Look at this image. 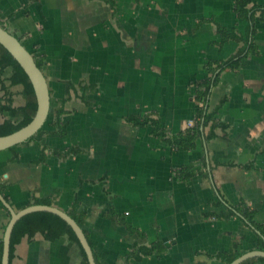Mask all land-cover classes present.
<instances>
[{
	"label": "crops",
	"instance_id": "obj_1",
	"mask_svg": "<svg viewBox=\"0 0 264 264\" xmlns=\"http://www.w3.org/2000/svg\"><path fill=\"white\" fill-rule=\"evenodd\" d=\"M234 8L235 0H0V24L43 62L51 98L36 139L0 151V191L12 208L47 198L67 213H85L82 228L99 264H125L141 237L166 250L135 264H225L219 253L258 250L261 232L237 211L247 203L264 227L258 16V55L225 70L212 90L210 110L227 97L216 116L225 127L214 138L205 139L207 127L193 150H175L155 135L154 124L130 122L153 120L171 136L196 122V85L207 62L225 61L242 47L219 44L218 25L245 34L248 21ZM9 118L0 111V124ZM72 147L78 152L64 156ZM110 211L135 232L110 219ZM229 211L234 216L226 217ZM9 220L0 201V239ZM11 264H82V255L67 237L37 234L17 246Z\"/></svg>",
	"mask_w": 264,
	"mask_h": 264
},
{
	"label": "trees",
	"instance_id": "obj_2",
	"mask_svg": "<svg viewBox=\"0 0 264 264\" xmlns=\"http://www.w3.org/2000/svg\"><path fill=\"white\" fill-rule=\"evenodd\" d=\"M110 5H113L114 0H101ZM235 13L240 20L248 21L245 34L239 33L236 28H226L221 25L217 26V34L221 37L219 44L222 46L228 41H236L242 43V47L239 51L225 61H208L205 70L207 75L197 83L195 100L199 103H203V107H198L196 114V122L193 127H190L184 133L171 136L168 135L160 126L158 122L149 119H130V122L137 126H145L147 124H154V133L159 137L164 144L170 146L172 149L178 150H193L197 145V140L205 136V129L210 127L208 134L205 136L206 140H211L216 136V129L224 128L225 124L220 122L216 116L219 110L227 102V97H223L219 104L213 109L209 108V101L212 90L219 84L221 74L225 70L235 71L237 70L242 61L250 56L258 55V46L255 42V35L257 33L256 17L258 20L264 23V3L256 4L254 0H235ZM1 25V24H0ZM6 30L5 25H1ZM20 40V39H19ZM21 41V40H20ZM35 61L38 67L43 69V62L40 59ZM15 88H21L16 92ZM16 97L21 99V104L17 106ZM37 99L33 86L29 80V77L15 60V58L7 51V49L0 44V111L2 113H8L10 118L0 124V136L9 135L17 130L25 127L34 118L37 112ZM64 113V109H60L58 112L57 125H59V119ZM60 126V125H59ZM60 133H65V126L59 127ZM62 128V129H61ZM41 131L38 132L40 134ZM36 134V135H38ZM36 135L30 138L35 140ZM13 148V147H12ZM10 148V149H12ZM78 149L72 147L66 151L63 155L68 156L70 154H76ZM189 169L183 168L181 173L187 172ZM190 176L187 177V179ZM0 190H3L1 188ZM32 205V204H31ZM30 205V206H31ZM33 205H54L52 199L42 198L34 199ZM237 211L244 218L245 221L254 226L261 232L258 250L264 251V227L259 225L255 220V211L252 210L247 203L241 202L237 207ZM80 226L83 225L85 219V213L77 215L75 212L68 213ZM110 219L116 221L119 224L124 225L130 231V234L135 232L130 226H128L123 219L118 218L114 211H110L108 215ZM226 217L234 216L233 211H229L225 215ZM37 234H41L47 241H55L61 237H67L74 245L77 246L82 255V264H89L87 256L81 246L75 232L72 228L59 216L49 212H34L24 216L17 222L12 232L11 246H10V264L15 256L17 246L28 238L32 240ZM139 234V233H137ZM87 235V234H86ZM138 236H143L139 234ZM238 240H236V245ZM3 249V238L0 239V259ZM166 248L162 243H155L150 246L146 245V240L141 237L136 243H134L132 251L124 258L125 264H135L131 262L140 261L144 257L151 256L165 252ZM243 252L236 251L234 253H219L218 259L222 260L225 264H230L236 258L241 256ZM96 263L99 264L95 257ZM242 264H264V258H254L245 261Z\"/></svg>",
	"mask_w": 264,
	"mask_h": 264
},
{
	"label": "water",
	"instance_id": "obj_3",
	"mask_svg": "<svg viewBox=\"0 0 264 264\" xmlns=\"http://www.w3.org/2000/svg\"><path fill=\"white\" fill-rule=\"evenodd\" d=\"M0 44L15 58L23 68L33 86L37 99V112L32 121L25 127L9 135L0 136V151L8 150L12 147L27 142L30 138L38 134L45 125L50 113V92L47 79L43 71L38 67L33 54L23 45V43L12 33L0 25ZM0 201L10 212V220L6 226L3 236V249L1 264H10L11 237L15 225L24 216L34 212H49L62 218L75 232L83 250L87 256L89 264H97L91 244L82 228L67 212L52 205H31L20 211H15L5 199L0 191ZM264 258V251L251 250L230 264H242L249 259Z\"/></svg>",
	"mask_w": 264,
	"mask_h": 264
},
{
	"label": "built area",
	"instance_id": "obj_4",
	"mask_svg": "<svg viewBox=\"0 0 264 264\" xmlns=\"http://www.w3.org/2000/svg\"><path fill=\"white\" fill-rule=\"evenodd\" d=\"M198 105H199V107H203V103L202 102H199ZM194 125H195L194 121H190L189 122V127H193Z\"/></svg>",
	"mask_w": 264,
	"mask_h": 264
},
{
	"label": "rangeland",
	"instance_id": "obj_5",
	"mask_svg": "<svg viewBox=\"0 0 264 264\" xmlns=\"http://www.w3.org/2000/svg\"><path fill=\"white\" fill-rule=\"evenodd\" d=\"M199 107V106H198ZM195 123V122H194Z\"/></svg>",
	"mask_w": 264,
	"mask_h": 264
}]
</instances>
